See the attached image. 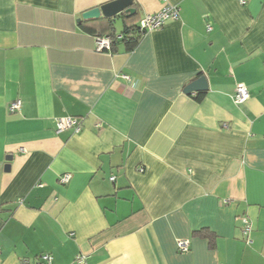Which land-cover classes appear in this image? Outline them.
I'll use <instances>...</instances> for the list:
<instances>
[{"label": "crops", "instance_id": "obj_1", "mask_svg": "<svg viewBox=\"0 0 264 264\" xmlns=\"http://www.w3.org/2000/svg\"><path fill=\"white\" fill-rule=\"evenodd\" d=\"M109 1L0 0V264H264V0H132L179 16L97 51Z\"/></svg>", "mask_w": 264, "mask_h": 264}, {"label": "built area", "instance_id": "obj_2", "mask_svg": "<svg viewBox=\"0 0 264 264\" xmlns=\"http://www.w3.org/2000/svg\"><path fill=\"white\" fill-rule=\"evenodd\" d=\"M244 1V0H242ZM179 16V7L174 4L165 3L163 8L157 12L147 13L139 20V29L141 32L146 33L155 29L161 28L168 20L176 19ZM209 29V26H208ZM110 38L109 36H97L95 49L97 51H108L110 49ZM123 78H128L127 75H122ZM249 97V92L246 85L239 82L235 86L233 93V100L236 103H241L247 100ZM21 101L19 99L14 100L9 105V110L11 112L19 110ZM67 129H72L74 132H79L81 130L80 119L72 116H61L56 119V132H62ZM142 171V168H139ZM69 179V174H64L61 177L63 182H67ZM113 180V176L111 177ZM241 221L243 223L242 232L244 235H248L251 226L248 218L244 215L241 216ZM179 251L186 252L189 249V242L187 239H178L176 241ZM41 259L50 261L51 257L48 255H42ZM77 262L82 264L84 258L82 256L77 258Z\"/></svg>", "mask_w": 264, "mask_h": 264}, {"label": "trees", "instance_id": "obj_3", "mask_svg": "<svg viewBox=\"0 0 264 264\" xmlns=\"http://www.w3.org/2000/svg\"><path fill=\"white\" fill-rule=\"evenodd\" d=\"M135 8V12L126 15L125 12H121L112 17H100L97 19H87L81 20V27L97 36H109L110 38V49L113 50L116 42L120 41L118 38L121 37V42L124 43L127 50H132L138 43L140 37L145 34L139 29V21H138V11ZM115 17H119L122 20V31L120 36H117L116 29L114 27L113 21ZM203 92H198L196 94V99L201 98Z\"/></svg>", "mask_w": 264, "mask_h": 264}, {"label": "water", "instance_id": "obj_4", "mask_svg": "<svg viewBox=\"0 0 264 264\" xmlns=\"http://www.w3.org/2000/svg\"><path fill=\"white\" fill-rule=\"evenodd\" d=\"M121 12H125L126 15H130L135 12V8L132 7V0H112L106 2L100 6L91 8L82 12L78 21L87 19H97L100 17H112ZM207 88V81L205 76L201 75L195 80L187 84L183 91L185 93L199 92ZM9 159V157H7ZM5 169H9V164L5 165Z\"/></svg>", "mask_w": 264, "mask_h": 264}, {"label": "rangeland", "instance_id": "obj_5", "mask_svg": "<svg viewBox=\"0 0 264 264\" xmlns=\"http://www.w3.org/2000/svg\"><path fill=\"white\" fill-rule=\"evenodd\" d=\"M115 24L119 27V25L122 24L121 19L117 18Z\"/></svg>", "mask_w": 264, "mask_h": 264}]
</instances>
